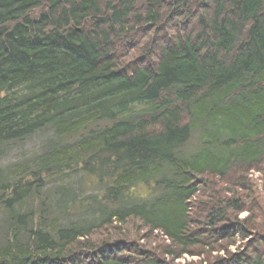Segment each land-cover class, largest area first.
<instances>
[{
  "label": "trees",
  "instance_id": "obj_1",
  "mask_svg": "<svg viewBox=\"0 0 264 264\" xmlns=\"http://www.w3.org/2000/svg\"><path fill=\"white\" fill-rule=\"evenodd\" d=\"M184 256L264 264V0H0V264Z\"/></svg>",
  "mask_w": 264,
  "mask_h": 264
},
{
  "label": "rangeland",
  "instance_id": "obj_2",
  "mask_svg": "<svg viewBox=\"0 0 264 264\" xmlns=\"http://www.w3.org/2000/svg\"><path fill=\"white\" fill-rule=\"evenodd\" d=\"M257 177H258V175L256 174V173H252L251 174V178H252V180L255 182V183H257V182H259V180H257ZM257 184H259V183H257ZM221 185V184H220ZM240 216L242 217V216H245V213H242V214H240ZM195 261V260H197V257H195V256H193V257H190V256H184V257H182L181 259H179V260H177V261H175V263L176 264H182V263H184V262H189V261Z\"/></svg>",
  "mask_w": 264,
  "mask_h": 264
}]
</instances>
